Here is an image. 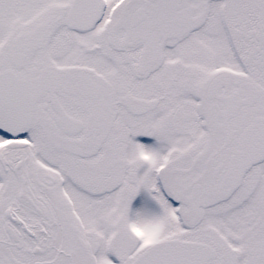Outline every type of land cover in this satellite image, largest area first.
Segmentation results:
<instances>
[{
    "label": "snow or ice",
    "instance_id": "obj_1",
    "mask_svg": "<svg viewBox=\"0 0 264 264\" xmlns=\"http://www.w3.org/2000/svg\"><path fill=\"white\" fill-rule=\"evenodd\" d=\"M0 264H264V0H0Z\"/></svg>",
    "mask_w": 264,
    "mask_h": 264
}]
</instances>
